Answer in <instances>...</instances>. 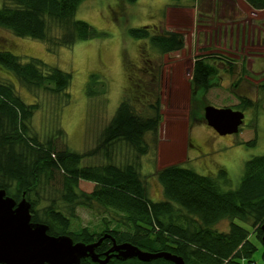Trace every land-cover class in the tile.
<instances>
[{
    "label": "trees",
    "instance_id": "1",
    "mask_svg": "<svg viewBox=\"0 0 264 264\" xmlns=\"http://www.w3.org/2000/svg\"><path fill=\"white\" fill-rule=\"evenodd\" d=\"M84 1L0 0V29L16 38L39 42L50 54L101 39L105 33L76 19ZM208 2L217 6L215 0ZM243 2L264 10V0ZM159 23L125 29L132 39L147 41L148 48L140 45L136 66L125 69L127 85L122 99L114 115L98 126L95 143L86 152L69 149L62 128V115L71 99V74L38 58H22L0 49V67L15 77V82L0 79V190L15 201L24 198L30 204L31 223L46 226L51 236H67L85 245L101 240L94 249L100 261L107 258L104 253L114 244H126L147 253H170L184 264H255L252 258L259 246L264 264L260 230L264 224V155L245 161L233 188L222 169L213 176L181 164L160 170L152 165L162 194L158 202L148 197L147 177L141 176V169L147 168L141 160L157 143L161 104L159 98L149 103L133 96L128 80L131 85L133 69L157 74L160 66H151L148 61L178 53L185 46L183 33ZM139 58L147 62L141 65ZM216 59L215 53L194 56L189 78L191 103L198 90L206 95L221 85L217 67L236 77L233 64L237 63L232 58L223 55L217 65L209 62ZM241 68L244 73L246 68ZM258 87L264 90V82ZM107 91L105 80L91 73L84 89L91 109L94 100L100 104L106 99ZM147 94L156 97L152 92ZM132 97L142 112L137 111ZM238 99L235 111L243 116L244 110L257 107L248 98ZM196 112V106L189 111L191 123L196 122ZM147 136H151L150 141ZM89 180L96 183L87 193L79 184ZM79 208L90 212L92 223L82 225L76 215ZM222 220L228 224L227 231L214 230ZM239 224L252 228L254 240ZM116 255H109L106 264H173L162 258L142 262L137 258L121 260ZM79 264L98 263L87 258Z\"/></svg>",
    "mask_w": 264,
    "mask_h": 264
},
{
    "label": "rangeland",
    "instance_id": "2",
    "mask_svg": "<svg viewBox=\"0 0 264 264\" xmlns=\"http://www.w3.org/2000/svg\"><path fill=\"white\" fill-rule=\"evenodd\" d=\"M206 2L209 5L208 0H135L133 4L122 0H85L76 12V19L105 33L101 39L80 42L70 49L50 54L41 43L16 38L0 29V49L22 58H38L71 74V99L62 115V128L69 149L86 152L95 143L98 126L114 115L122 99L127 85L125 69L131 64L136 66L140 45L148 48L147 41L132 39L125 29L157 25L160 21L159 26L180 31L185 38L183 50L148 61L151 66H160L157 74H147L142 68L133 69L131 85L128 80L133 96L149 103L159 98L161 104L162 122L157 143L141 160L147 168L141 169V176L147 177L148 197L153 202L161 200V185L153 171L173 164H181L201 175L216 176L222 169L233 188L240 179L245 161L264 155V90L258 87L264 82V10H255L246 3L243 7L240 4L232 5L234 8L218 5L217 9H211ZM208 53L218 55L215 62L209 61L211 64L217 65L223 55L238 63L233 64L236 77L223 73L224 67L216 66L221 85L211 88L206 95L198 90L191 103L189 78L193 58ZM242 58L246 68L244 73H241L243 65L239 63ZM145 62V58H139L141 65ZM91 73L104 79L108 89L106 99L100 100V104L93 99V109L84 97ZM0 79L15 82L14 75L2 67ZM151 92L156 97L147 94ZM238 96L252 100L257 107L244 110V122L236 134L219 136L204 121L205 105L235 110L239 105ZM132 98L136 105L135 97ZM195 106L196 122L191 123L189 111ZM136 109L142 112L140 104ZM150 138L147 136L149 141ZM95 183V180L80 182L79 188L88 193ZM76 215L82 225L92 223L87 210L79 208ZM239 225L249 231L254 240L252 228ZM213 228L226 232L228 224L222 220ZM260 254L258 246L252 258L255 264H261ZM242 264L247 263L243 261Z\"/></svg>",
    "mask_w": 264,
    "mask_h": 264
},
{
    "label": "water",
    "instance_id": "3",
    "mask_svg": "<svg viewBox=\"0 0 264 264\" xmlns=\"http://www.w3.org/2000/svg\"><path fill=\"white\" fill-rule=\"evenodd\" d=\"M203 118L219 136H231L238 132L244 116L231 108L206 106ZM30 204L22 198L15 201L0 190V264H79L82 259H91L98 264H106L109 255L127 260L137 258L142 262L164 259L173 264H184L180 257L170 253H147L130 245H115L100 261L94 249L101 242L85 245L74 242L67 236H51L47 227L31 223ZM264 244V224L260 227Z\"/></svg>",
    "mask_w": 264,
    "mask_h": 264
},
{
    "label": "crops",
    "instance_id": "4",
    "mask_svg": "<svg viewBox=\"0 0 264 264\" xmlns=\"http://www.w3.org/2000/svg\"><path fill=\"white\" fill-rule=\"evenodd\" d=\"M217 1V6L215 7V3H209V5L207 4V2L205 3L207 6H210L211 9H217L218 8V5H225L227 7H230V8H234L232 5H235V4H240V7H243L245 4L243 2V0H224L225 2L224 3H220L218 2V0H215ZM246 6V5H245ZM193 15V14H192ZM236 15V13H235ZM240 64L242 63V65L244 66V63H243V58L241 60V62H239ZM238 64V63H237Z\"/></svg>",
    "mask_w": 264,
    "mask_h": 264
}]
</instances>
